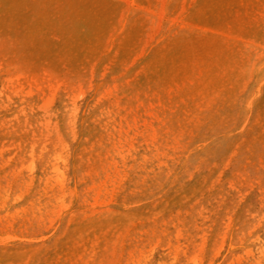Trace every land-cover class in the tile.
I'll use <instances>...</instances> for the list:
<instances>
[{
	"label": "rangeland",
	"instance_id": "374dc122",
	"mask_svg": "<svg viewBox=\"0 0 264 264\" xmlns=\"http://www.w3.org/2000/svg\"><path fill=\"white\" fill-rule=\"evenodd\" d=\"M262 60L264 0H0V264H264Z\"/></svg>",
	"mask_w": 264,
	"mask_h": 264
},
{
	"label": "bare ground",
	"instance_id": "6f19581e",
	"mask_svg": "<svg viewBox=\"0 0 264 264\" xmlns=\"http://www.w3.org/2000/svg\"><path fill=\"white\" fill-rule=\"evenodd\" d=\"M51 1V0H50ZM189 32V30H188ZM182 38V37H181ZM185 42V40H184ZM191 45L192 43L193 44H196L195 40H192L191 42ZM219 45V44H218ZM192 47L193 46H187L186 44L184 45H179V46H176V47H172V48H169L167 50H163V51H160L159 53H150V59L151 61H153V66H151L149 69L146 70L145 72V79L143 78H137L136 82H134L132 85H127V86H121L120 87V91L121 92H124V95L126 97H128L130 100L132 99V97H139L141 96V92H140V89H141V84L146 82V81H149V82H153L152 83H155L156 81H161L162 79H166L169 75V73H171L170 71L175 67V65H177L182 59L186 65L187 61L190 60L189 59V56L191 54H193V50H192ZM197 59V58H196ZM195 59V60H196ZM198 60V59H197ZM192 65V64H191ZM180 66V64H179ZM255 73L258 74V75H261L263 74L264 76V60H262L261 63H259L258 65H255ZM152 79V80H151ZM97 80V79H96ZM100 80V79H99ZM44 82H46L45 80H43ZM40 85L42 84H39L37 89L33 88L32 87V84H28V86H30V90H31V93H37L38 91V94L44 90L43 87H41ZM62 85V84H61ZM15 89L14 88H9L8 91L9 92H13ZM135 103V102H134ZM215 118V117H214ZM209 119V118H208ZM204 121V120H203ZM80 123V122H79ZM200 126V125H198ZM205 128V127H204ZM212 130H213V126L211 127ZM216 128V127H214ZM198 129V128H196ZM195 129V130H196ZM204 130V129H203ZM211 130V129H209ZM217 131V129H216ZM222 132V131H221ZM193 133V132H192ZM207 134V132H205ZM218 133V132H217ZM211 135V134H210ZM220 135V134H219ZM218 135V136H219ZM208 136V135H206ZM212 136V135H211ZM217 136V135H216ZM217 136V137H218ZM203 137V136H202ZM209 137V136H208ZM204 139V138H203ZM214 139V138H213ZM197 140V138H196ZM200 140V137L199 139ZM197 140V141H198ZM208 140V139H207ZM195 141V139L193 140ZM210 141V140H208ZM212 141V140H211ZM228 142V140H226ZM225 141V142H226ZM194 143V142H193ZM203 144V143H202ZM211 144V143H210ZM209 144V145H210ZM192 146V145H191ZM212 147V146H211ZM194 148V147H193ZM196 148V147H195ZM201 148V147H200ZM199 148V149H200ZM206 148V147H205ZM218 148V147H217ZM192 150V149H191ZM194 150V149H193ZM218 150V149H217ZM220 150V148H219ZM218 150V151H219ZM187 151V150H186ZM215 152V150H214ZM220 152V151H219ZM210 153V152H208ZM189 154V152L187 153ZM203 157V153H201ZM205 155V154H204ZM216 156V155H215ZM213 158H215L213 156ZM212 159V157H211ZM209 159V160H211ZM181 160V159H180ZM183 160V159H182ZM209 162V161H208ZM183 163V162H182ZM180 163V164H182ZM196 164V163H195ZM72 166V165H71ZM189 166V165H188ZM234 167V166H233ZM58 169V168H57ZM234 170V169H233ZM170 175V174H169ZM174 175V174H173ZM195 176V175H194ZM183 177V176H182ZM181 177V178H182ZM169 179V178H168ZM161 180V178H160ZM166 182V181H165ZM169 182V181H167ZM187 182V181H186ZM177 183V182H176ZM180 183V182H179ZM175 184V183H174ZM167 185V183H166ZM176 186V185H175ZM167 187V186H166ZM169 187V185H168ZM161 189V188H160ZM167 189V188H166ZM165 189V190H166ZM168 191V190H167ZM158 193V192H157ZM162 193V192H161ZM167 193V192H166ZM160 195V194H159ZM161 196V195H160ZM163 196V195H162ZM157 197V196H156ZM150 198V197H149ZM154 198V197H153ZM130 199V198H129ZM147 200V199H146ZM150 200V199H148ZM121 204V203H120ZM229 236V235H228ZM229 243V242H228ZM257 249H258V252H259V256L263 257L264 258V238L258 242V246H257ZM227 252V251H225ZM248 252L251 254V250H248ZM224 253V252H223ZM183 255H185V259L187 262H189V260H187L189 258V255L187 254V252H184ZM222 256V255H221ZM252 255H250L251 257ZM159 257V256H158ZM174 256L172 257H169V258H173ZM253 258H256V256H252ZM160 260H158L154 255H148V254H145L143 253V251H140L137 255H135V257H132V260L129 262L127 261V264H169L168 261H166L165 259H162V257H159ZM176 261L180 260V258L178 259L177 257L175 258ZM247 262L248 264H251L252 263V260H250V258L247 257ZM167 262V263H166ZM174 264H178V263H174ZM179 264H182V263H179Z\"/></svg>",
	"mask_w": 264,
	"mask_h": 264
}]
</instances>
